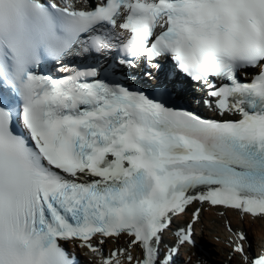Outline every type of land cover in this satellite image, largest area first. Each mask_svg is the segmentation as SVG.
<instances>
[{
    "label": "snow or ice",
    "instance_id": "obj_1",
    "mask_svg": "<svg viewBox=\"0 0 264 264\" xmlns=\"http://www.w3.org/2000/svg\"><path fill=\"white\" fill-rule=\"evenodd\" d=\"M245 218L264 0H0V264H264Z\"/></svg>",
    "mask_w": 264,
    "mask_h": 264
},
{
    "label": "bare ground",
    "instance_id": "obj_2",
    "mask_svg": "<svg viewBox=\"0 0 264 264\" xmlns=\"http://www.w3.org/2000/svg\"><path fill=\"white\" fill-rule=\"evenodd\" d=\"M227 217L234 228L241 226L239 218L236 217L234 214L227 213ZM211 221H215L216 223H211ZM203 224H209L210 230L212 232L220 233L219 218L216 217L214 212H204ZM242 226L244 230L249 234L250 241L251 239H256L259 244L261 240H264V227L260 220H250L248 218H245Z\"/></svg>",
    "mask_w": 264,
    "mask_h": 264
}]
</instances>
